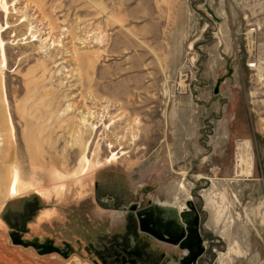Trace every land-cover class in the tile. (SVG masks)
<instances>
[{"label": "rangeland", "instance_id": "374dc122", "mask_svg": "<svg viewBox=\"0 0 264 264\" xmlns=\"http://www.w3.org/2000/svg\"><path fill=\"white\" fill-rule=\"evenodd\" d=\"M29 1L3 34L0 264H95L149 201L195 204L217 264H264V0ZM243 141L251 175L235 173Z\"/></svg>", "mask_w": 264, "mask_h": 264}, {"label": "flooded vegetation", "instance_id": "af4514ba", "mask_svg": "<svg viewBox=\"0 0 264 264\" xmlns=\"http://www.w3.org/2000/svg\"><path fill=\"white\" fill-rule=\"evenodd\" d=\"M112 205L103 202L104 207ZM124 224L123 237L97 252L95 264H217L216 249L210 245L213 240L204 231L200 210L191 202L180 211L152 201L144 206L134 203Z\"/></svg>", "mask_w": 264, "mask_h": 264}, {"label": "bare ground", "instance_id": "6f19581e", "mask_svg": "<svg viewBox=\"0 0 264 264\" xmlns=\"http://www.w3.org/2000/svg\"><path fill=\"white\" fill-rule=\"evenodd\" d=\"M30 1L29 0H14V3L11 5H9L8 0H0V13L3 16V23L0 22V64L1 66H6V45L7 43L5 42L4 38H3V34L9 30L11 28V24H10V20L11 18L13 19L14 15H17L18 13L21 14V11L26 9L28 6V3ZM26 3V5H25ZM30 6V5H29ZM11 7H13V11H11ZM26 12V11H25ZM28 12V11H27ZM25 15V14H24ZM40 15V14H39ZM38 15V16H39ZM29 16V15H28ZM32 16V14H31ZM34 16V15H33ZM36 16V15H35ZM41 17V16H40ZM24 20V19H23ZM38 20V19H37ZM40 21V20H39ZM30 26V25H29ZM31 30V29H30ZM47 37V36H46ZM47 40V38H46ZM51 43V42H50ZM95 104V103H94ZM93 104V105H94ZM95 108V107H94ZM105 109V108H104ZM95 110V111H92ZM87 109L85 114H81L80 116V123L84 127H88L89 129H91L92 131H95L96 129H98V125H100V123L98 124L99 121L102 120H98V122L96 121L98 118L97 115V111L96 108L93 109ZM69 111V110H68ZM85 111V110H84ZM103 113V112H102ZM99 114V113H98ZM101 115V114H100ZM100 117V116H99ZM101 118V117H100ZM113 119V118H112ZM102 123V122H101ZM98 124V125H97ZM11 131V130H10ZM80 132V131H79ZM79 134V133H78ZM2 136V135H1ZM13 136V135H12ZM4 139V138H3ZM3 139L1 138V141H3ZM11 139V138H10ZM0 141V142H1ZM73 141V140H72ZM4 142V141H3ZM242 142V141H241ZM244 142V141H243ZM14 143V142H13ZM115 143H119L121 145V139L116 138L113 142V144L115 145ZM1 144V143H0ZM3 144V143H2ZM10 144V143H9ZM3 146V145H2ZM9 146V145H8ZM12 146V145H10ZM110 146L113 147L112 143H110ZM240 150H241V155L238 156V160L236 162V175H251L252 173V158H251V154H250V145L248 141H245L242 145L239 146ZM8 148V147H7ZM16 148V147H15ZM14 147L11 149L10 147V151L9 153H11V162H12V172H11V180L8 186V192L9 194H18V192L20 191L21 187L23 184L22 179H21V173L19 171V168L17 166L16 163V149ZM6 149V148H5ZM7 151V150H6ZM250 151V152H249ZM7 153V152H6ZM118 158V155L113 153L111 158H107L106 159V163H112L114 162L116 159ZM81 163L88 165L89 168H92L93 164L90 161L89 158H87L86 156H83ZM85 169V166L84 168ZM54 176V175H52ZM55 177V176H54ZM183 187V186H181ZM180 187V188H181ZM1 256V255H0ZM2 257V256H1ZM2 259V258H0ZM6 259V258H5ZM1 261V260H0ZM3 261V259H2ZM3 263V262H2ZM8 264V263H7Z\"/></svg>", "mask_w": 264, "mask_h": 264}, {"label": "water", "instance_id": "95a60500", "mask_svg": "<svg viewBox=\"0 0 264 264\" xmlns=\"http://www.w3.org/2000/svg\"><path fill=\"white\" fill-rule=\"evenodd\" d=\"M215 93H217V90ZM9 237L14 245L22 246L25 248L33 247L40 255L57 253L64 258H68L71 254L75 252V249L70 243H63V245L68 248L67 251H63L62 248L56 245L52 240L40 241L38 238L27 239L24 234L19 231H10ZM195 259L196 258H194V260Z\"/></svg>", "mask_w": 264, "mask_h": 264}]
</instances>
